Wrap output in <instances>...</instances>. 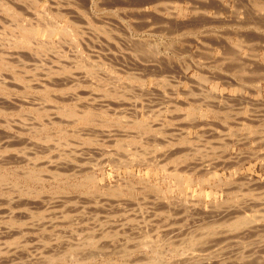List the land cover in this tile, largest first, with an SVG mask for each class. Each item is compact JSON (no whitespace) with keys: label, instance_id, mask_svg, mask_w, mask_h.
Here are the masks:
<instances>
[{"label":"rangeland","instance_id":"rangeland-1","mask_svg":"<svg viewBox=\"0 0 264 264\" xmlns=\"http://www.w3.org/2000/svg\"><path fill=\"white\" fill-rule=\"evenodd\" d=\"M243 24L264 0H0V264H264Z\"/></svg>","mask_w":264,"mask_h":264},{"label":"crops","instance_id":"crops-1","mask_svg":"<svg viewBox=\"0 0 264 264\" xmlns=\"http://www.w3.org/2000/svg\"><path fill=\"white\" fill-rule=\"evenodd\" d=\"M215 6V5H214ZM209 14L207 26L205 30L207 31V46L212 47L213 50L219 51L221 48L226 46L227 31L226 25L224 23V16L221 13L220 1L217 3V9ZM248 24L241 25V28L245 27L246 29H239L238 31H232V35H236L237 39L235 44L237 46H255L259 45V38H264V32L254 31L248 29ZM228 37H230L228 35ZM231 38V37H230ZM260 45L264 47V42H261ZM220 52V51H219Z\"/></svg>","mask_w":264,"mask_h":264},{"label":"bare ground","instance_id":"bare-ground-1","mask_svg":"<svg viewBox=\"0 0 264 264\" xmlns=\"http://www.w3.org/2000/svg\"><path fill=\"white\" fill-rule=\"evenodd\" d=\"M256 19H257V18H256ZM260 20H261V19H260ZM262 20H263V19H262ZM50 22H51V21H50ZM48 23H49V22H48ZM170 23H171V22H170ZM170 23H168V24H170ZM51 24H52V23H51ZM52 26H53V25H52ZM167 27H168V25H167ZM48 28H49V27H48ZM48 28H47V26H46L45 29H48ZM50 29H51V28H49V30H50ZM61 58H62V57H61ZM224 58H225V57H224ZM226 59H227V58H226ZM64 60H65V59H64ZM228 62H229V61H228ZM233 63H234V62H233ZM70 64H71V63H70ZM75 65H76V64H75ZM228 65H229V64H228ZM231 65H233V64H231ZM239 65H240V64H239ZM236 66H237V65H236ZM230 67H232V66H230ZM234 67H235V66H234ZM239 67H240V66H239ZM241 67H242V66H241ZM235 68H236V67H235ZM235 68H234V69H235ZM245 69H246V67H245ZM245 69H244V70H245ZM253 70H254V68H253ZM241 71H242V70H241ZM246 72H248V71H246ZM70 73H71V72H70ZM250 73H251V72H250ZM78 74H79V73H78ZM90 74H91V73H90ZM253 74H254V72H253ZM253 74H252V75H253ZM84 75H85V74H84ZM240 75H241V74H240ZM250 75H251V74H250ZM255 75H256V73H255ZM244 76H245V75H244ZM246 76H247V75H246ZM84 77H85V76H84ZM246 78H247V77H246ZM87 79H88V78H87ZM111 79H112V78H111ZM114 79H115V78H114ZM117 79H118V78H117ZM117 79H116V82H118ZM72 80H73V79H72ZM88 80H89V79H88ZM78 82H79V81H78ZM84 82H86V81H84ZM87 82H88V81H87ZM109 82H110V81H109ZM114 82H115V81H113V84H114ZM118 83H119V82H118ZM118 83H116L117 86H118ZM62 84H63V83H62ZM76 84H77V83H76ZM100 84H101V83H100ZM113 84H112V85H113ZM52 85H53V84H52ZM114 85H115V84H114ZM114 85H113V86H114ZM120 89H121V88H120ZM122 90H123V89H122ZM125 90H126V89H125ZM109 91H110V89H109ZM112 91H114V90H112ZM112 91H111V92H112ZM143 165H144V164H143ZM239 221H240V220H239ZM241 222H242V220H241ZM237 224H238V223H237ZM237 224H236V225H237ZM155 244H156V243H155Z\"/></svg>","mask_w":264,"mask_h":264}]
</instances>
